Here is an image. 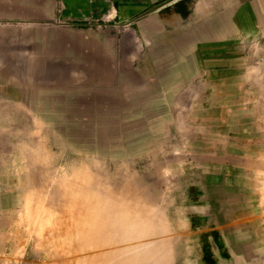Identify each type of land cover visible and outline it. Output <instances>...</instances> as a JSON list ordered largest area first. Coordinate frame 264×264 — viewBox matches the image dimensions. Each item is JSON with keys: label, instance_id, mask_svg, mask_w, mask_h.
Listing matches in <instances>:
<instances>
[{"label": "rangeland", "instance_id": "rangeland-1", "mask_svg": "<svg viewBox=\"0 0 264 264\" xmlns=\"http://www.w3.org/2000/svg\"><path fill=\"white\" fill-rule=\"evenodd\" d=\"M218 7L0 0V264H264V0Z\"/></svg>", "mask_w": 264, "mask_h": 264}, {"label": "crops", "instance_id": "crops-1", "mask_svg": "<svg viewBox=\"0 0 264 264\" xmlns=\"http://www.w3.org/2000/svg\"><path fill=\"white\" fill-rule=\"evenodd\" d=\"M42 1L44 21L77 27L89 24L113 23L116 25L145 22L148 10L166 0H35ZM226 0H174L158 9L154 20H196L201 23L210 8H221ZM220 13L219 11L216 12ZM130 22V23H129Z\"/></svg>", "mask_w": 264, "mask_h": 264}, {"label": "water", "instance_id": "water-1", "mask_svg": "<svg viewBox=\"0 0 264 264\" xmlns=\"http://www.w3.org/2000/svg\"><path fill=\"white\" fill-rule=\"evenodd\" d=\"M174 0H166V1H163V2H160L158 4H155L154 6H152L148 12H152V11H157L158 9H160L161 7L167 5L168 3L172 2ZM130 23V22H129Z\"/></svg>", "mask_w": 264, "mask_h": 264}, {"label": "bare ground", "instance_id": "bare-ground-1", "mask_svg": "<svg viewBox=\"0 0 264 264\" xmlns=\"http://www.w3.org/2000/svg\"><path fill=\"white\" fill-rule=\"evenodd\" d=\"M33 80V79H32Z\"/></svg>", "mask_w": 264, "mask_h": 264}]
</instances>
